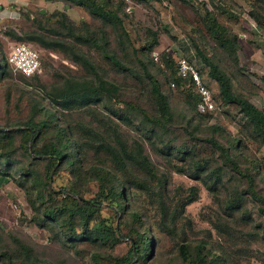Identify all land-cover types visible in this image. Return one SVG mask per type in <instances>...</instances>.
<instances>
[{"label":"trees","instance_id":"16d2710c","mask_svg":"<svg viewBox=\"0 0 264 264\" xmlns=\"http://www.w3.org/2000/svg\"><path fill=\"white\" fill-rule=\"evenodd\" d=\"M66 1L85 7L99 22L85 18L76 21L65 9L42 12L22 5L18 10L20 17L30 22L28 28L22 36L14 28L7 29L17 37L62 52L84 70L51 81L17 70L23 81L44 90L49 103L30 93L31 112L26 118L0 122L1 181L19 174L17 181L33 209L30 219L49 229L50 239L61 243L66 251L87 241L93 244L92 264H149L156 242L148 221L149 204L158 209L163 226L178 234L177 210L169 187L170 164L201 179L221 200L218 233L231 244L237 242L230 219L238 210L244 218L250 216L249 197L257 201L264 215V163L242 146L247 137L264 144V107L241 89V74L236 70L241 47L238 33L204 6L201 19L215 44L212 53L197 43L195 48L218 82L221 99L234 104L241 114L242 126L234 134L222 121H211L214 110H199L200 96L190 87H184L187 94L180 102L172 101L158 72L167 81L185 86L175 57L163 51L162 67L148 55L159 42L156 29L150 28L146 41L135 45L126 26L122 0ZM263 6L264 0H254L250 9L260 21L259 8ZM116 47L123 50L122 58ZM93 48L102 51L116 71L143 76L149 94L139 96L141 99L126 97V85L109 77L108 69L93 60ZM8 64V55L0 52V75ZM116 101L124 103V110L114 105ZM100 107L104 108L98 110ZM119 119L138 134L133 137L125 133ZM146 141L164 157L167 166L152 159ZM141 194L146 201L140 199ZM124 238H129L125 250L108 249ZM230 246L181 236L175 260L169 264H233ZM0 264L67 263L24 230L0 223Z\"/></svg>","mask_w":264,"mask_h":264},{"label":"rangeland","instance_id":"374dc122","mask_svg":"<svg viewBox=\"0 0 264 264\" xmlns=\"http://www.w3.org/2000/svg\"><path fill=\"white\" fill-rule=\"evenodd\" d=\"M113 1L118 3L121 0ZM253 1L122 0L121 5L124 10L126 26L136 46H141L150 36V28L158 31L159 42L152 50L148 51V55L153 57L156 63L165 67L162 53L168 51L175 58L181 54L186 55L199 65L203 75L210 83L217 105L216 110L210 116L211 121H222L234 134L242 126L241 114L234 104H227L221 99L218 82L208 73V65L197 52L195 43L200 48L206 49L208 53L213 52L215 41L201 19L204 6L207 5L213 9L220 21L238 33L241 47L239 48L240 64L236 66V70L241 74H238V80L243 87L241 89L257 105L264 107V6L259 8L261 21L255 19L250 10ZM22 5L35 11L41 10V8H44L46 12L56 8L65 9L76 21L85 18L93 23L99 22V20L92 19L91 13L85 7L71 4L66 0H0V52H3L7 57L12 45L17 41H27L33 44L43 57V71L40 74L43 81H51L56 76L84 70L79 63L62 52L44 48L7 31L9 28H14L22 36L24 29L28 28L30 22L24 20L22 16L20 17L18 10V7ZM113 42L117 46L116 41ZM90 53L97 64L108 69L109 77L126 85V97L140 98L139 96L146 97L149 94L143 76H127L124 71H116L110 64L111 61L99 49L93 48ZM117 53L122 58L123 50L120 47L117 48ZM123 58H126L125 54ZM138 69L141 71V67ZM165 70L167 69L165 68ZM158 75L162 78L163 87L173 102H180L186 96L185 86L167 81L160 72ZM22 86L24 91H21ZM30 93L39 94L45 103H49V96L43 95L44 90L39 85L26 83L16 69L9 64L5 65L0 75V122H5L11 117L26 118L31 112ZM114 105L124 110L123 102L116 101ZM102 108L104 107L97 109L101 110ZM200 111L204 112L205 110ZM86 118L90 119L91 115L87 114ZM119 122L125 133L130 132L133 137L138 134L123 120L119 119ZM243 144L245 152L256 155L264 163L263 143L252 137H247ZM145 146L155 162L161 166L163 164L167 166L164 157L152 147L149 141L145 142ZM174 160L177 161V159ZM169 166H167L169 168V187L172 191V205L177 210L175 225L178 234L163 226L158 209L154 204H149L148 221L152 227V233L156 236V242L148 260L149 264H169L174 261L177 241L181 236L203 239L214 245H217L218 241L224 242L225 245H231L230 256L233 264H264V215L258 209L257 201L249 197L246 202L249 217L244 218L240 210L231 217L234 231L238 235V238L233 237L237 239V242L231 244L230 241L223 239L216 226L218 211L223 208L221 200L207 188L201 179L179 171L170 164ZM18 176L19 174L16 175V177ZM16 177L11 176L2 181L0 179V223H3L7 228H20L32 235L40 244L45 245L46 251L60 258L63 263L92 264L90 252L93 249V244L81 241L76 249L68 252L62 248L61 243H55L50 239L49 229L39 226L30 219L33 209L24 187L18 183ZM57 180H61V177L57 176ZM141 196L143 198L140 199L144 202L146 197L142 194ZM220 198L222 197L220 196ZM108 210L105 209V212ZM128 245L129 238H124L115 247H108V249L121 252ZM235 249H237V253Z\"/></svg>","mask_w":264,"mask_h":264},{"label":"built area","instance_id":"2783aa9c","mask_svg":"<svg viewBox=\"0 0 264 264\" xmlns=\"http://www.w3.org/2000/svg\"><path fill=\"white\" fill-rule=\"evenodd\" d=\"M177 72L184 79L185 87H190L199 94L200 110H215L217 108L213 91L208 79L203 75L199 65L186 55L175 58ZM8 61L14 69L25 75L41 74L43 57L37 47L27 41L15 42L8 53ZM172 83H175L173 81Z\"/></svg>","mask_w":264,"mask_h":264},{"label":"water","instance_id":"95a60500","mask_svg":"<svg viewBox=\"0 0 264 264\" xmlns=\"http://www.w3.org/2000/svg\"><path fill=\"white\" fill-rule=\"evenodd\" d=\"M41 11H42V12H46L44 8H41Z\"/></svg>","mask_w":264,"mask_h":264}]
</instances>
